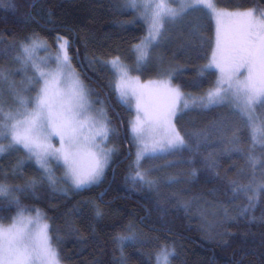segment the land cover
I'll return each instance as SVG.
<instances>
[{
  "label": "trees",
  "instance_id": "1",
  "mask_svg": "<svg viewBox=\"0 0 264 264\" xmlns=\"http://www.w3.org/2000/svg\"><path fill=\"white\" fill-rule=\"evenodd\" d=\"M212 2L218 9H264V0ZM145 33V24L123 0H4L0 70L11 79L7 82L17 79L16 57L28 38L52 45L58 36L65 38L71 65L115 129L107 140L115 151L98 183L65 194L42 181L43 172L17 146L0 155V182L24 189L15 193L20 208L44 214L64 264H155L156 253L165 247L175 252L170 264H264V194L254 209L242 214L248 201L243 192L233 193L230 184L264 182V167L250 168L248 131L228 106L196 104L176 115L174 125L190 143L195 144V134H202L204 143L195 157L184 150L133 163L127 131L132 111L118 99L107 61L120 57L141 80L169 79L164 70L175 69L171 83L194 96H203L217 81L213 68L198 76L199 68L211 59L215 39L213 18L206 8L166 24L164 38L150 49L151 59L137 66L133 46ZM36 88L28 91L29 96ZM8 94L11 90L3 85L5 111L12 107ZM234 133L238 142L233 141ZM0 143L7 145V140L0 138ZM236 147L241 151H233ZM254 154L264 158L259 146ZM137 171L146 172V179L156 183L138 181ZM31 180L37 181L35 187L26 188ZM97 210L102 215L97 216ZM16 212V204L0 197L3 222ZM129 225L137 242L122 245L117 237L128 235Z\"/></svg>",
  "mask_w": 264,
  "mask_h": 264
},
{
  "label": "snow or ice",
  "instance_id": "2",
  "mask_svg": "<svg viewBox=\"0 0 264 264\" xmlns=\"http://www.w3.org/2000/svg\"><path fill=\"white\" fill-rule=\"evenodd\" d=\"M10 2V0H9ZM4 0H0V5ZM126 8L132 9L138 19L148 24V32L140 44L133 47L138 51L137 66L146 64L150 59V49L159 44L165 35V25L183 20L191 11L206 8L215 17L217 23L216 47L208 64L199 68L198 76L204 77L206 70L215 68L220 75L215 86L200 97H192L181 92L179 87L171 86L175 69L164 70L169 77L164 81H153L140 85L138 78L133 81L128 77V70L115 57L107 61L117 75L115 91L121 103L131 107L135 100L136 117L131 122V132L138 141L137 164L145 154L182 152L188 150L193 157L199 154L204 140L202 134H195L193 145L186 140L172 123V117L199 103L200 106H228L233 115L238 116L248 131L251 148L248 153L250 168L264 167V158L257 159L254 150L259 146L264 150V9L252 8L239 12L217 11L212 0H123ZM225 19L228 26L225 27ZM58 52L54 57L57 71L46 72L41 67L47 58H36V52L46 47L37 38H28L20 45V55L16 57L23 69L31 67L32 77H27V84L15 90V82H8L17 107L5 111L3 85L8 81V74L0 70V138L8 140L7 145L0 143V155L9 149L22 147L28 159H34L43 170L42 181H47L54 191L58 189L57 179L49 161L55 160L65 167L64 179L71 182L73 189L80 190L96 184L103 177L114 148L105 147L109 134L115 132L110 127V120L103 108L97 109L98 115H90L92 102L82 82L72 79L66 83L63 67L70 65L68 55L69 41L56 38ZM2 51V50H0ZM40 86L34 97L22 93L36 85ZM162 98L163 104L154 103L152 97ZM29 104L32 105L29 108ZM182 105V107H181ZM146 133L147 135L146 137ZM52 137H58L60 147L51 143ZM233 141L238 142L234 133ZM233 151L240 152L236 147ZM208 159H211L209 157ZM87 161L85 164L84 161ZM211 166H214V161ZM195 170H193V173ZM147 173L137 171L138 181L152 186L156 182L146 179ZM169 182H175L170 178ZM37 181L31 180L25 186L34 188ZM233 193L245 194L248 205L243 208L246 214L249 208H255L261 194H264V182L254 184L230 182ZM20 186H11L0 182V197L9 204L17 205L15 216L10 217L7 226L0 217V264H60L59 254L51 243L48 225L41 223V214L26 216L19 207V196L23 191ZM97 216L102 213L97 210ZM117 240L136 243L137 235L129 225V234L118 236ZM174 250L162 248L156 253V264H170Z\"/></svg>",
  "mask_w": 264,
  "mask_h": 264
},
{
  "label": "rangeland",
  "instance_id": "3",
  "mask_svg": "<svg viewBox=\"0 0 264 264\" xmlns=\"http://www.w3.org/2000/svg\"><path fill=\"white\" fill-rule=\"evenodd\" d=\"M217 9V11H224V12H239V11H243V10H226V9H218V8H216ZM208 10V9H207ZM249 10V9H248ZM209 11V10H208ZM244 11H246V10H244ZM209 13H210V11H209ZM211 14V13H210ZM211 16H212V18H213V23H214V31H215V35H214V47H213V50L215 49V47H216V34H217V23H216V19H215V17L211 14ZM142 21H143V23L145 24V28H146V33H145V36L147 35V32H148V24H147V22L145 21V20H143V19H141ZM228 20L227 19H225V27H227L228 26ZM144 36V37H145ZM144 39V38H143ZM142 39V40H143ZM141 40V41H142ZM141 41L139 42V43H137V44H140L141 43ZM38 42H41V43H44L45 45H46V47H42V48H40L37 52H36V58H37V61L39 62V58H47L46 59V62L45 63H42L41 64V67L43 68V70L44 71H46V72H55V71H57V63H56V61H55V59H54V57L56 56V54H57V52H58V49H57V41L55 40L54 41V44L52 45V44H50V43H48V42H46V41H44V40H38ZM137 44H135V45H137ZM133 52H134V55H135V58H136V64H137V56H138V51L133 47ZM21 54V53H20ZM19 54V55H20ZM20 64V63H19ZM124 64V63H123ZM110 65V64H109ZM124 66L127 68V70H128V77L129 78H131L133 81H135L137 78H138V80H139V84L140 85H146V84H149V82H153V81H164V80H168V78H166V77H164V78H161L160 77V79L159 78H149V79H143V80H141L136 74H133V73H131V70L129 69V67L128 66H126L125 64H124ZM110 67H111V65H110ZM111 69H112V67H111ZM216 72H217V79L219 78V75H220V73H219V71L218 70H216L215 68H213ZM113 70V69H112ZM62 71H63V74H64V78H65V80H66V83H70L71 82V80L72 79H79L81 82H82V84L84 85V87H85V89L87 90V92H88V99L92 102V108L90 109V112H89V114L90 115H93V116H96V115H98L97 114V112H96V110L97 109H100V108H103L104 109V107L102 106V105H96L95 104V102L93 101V99H92V95L90 94V92H89V90L87 89V87L85 86V84L83 83V81L80 79V77H79V75H78V73L76 72V70L73 68V66L71 65V63H70V65H68V66H65V67H63V69H62ZM113 72H114V84H115V82H116V80H117V75H116V73H115V71L113 70ZM26 73H29L30 75H31V77L34 75V70L31 68V67H28L26 70L25 69H23V67H22V65L20 64V66H17L16 68H14L13 69V75L14 76H16V78L17 79H15V82H18L17 83V88L15 89L16 91H20V90H22L24 87H25V83L27 82L26 80ZM9 80H11L10 78H9V76H8V81ZM8 82L6 81L5 83H4V85L5 86H7V90L9 89V87H8V84H7ZM42 81H41V83H40V85H36L37 86V88H36V91H37V89L40 87V86H42ZM171 86L172 87H179V86H177V85H175V84H172L171 83ZM215 86V85H214ZM213 86V87H214ZM19 87H22V89L21 88H19ZM212 87V88H213ZM212 88H210L209 90H211ZM180 89V88H179ZM10 90V89H9ZM181 90V89H180ZM208 90V91H209ZM36 91L33 93V94H31L30 96L31 97H34L35 95H36ZM8 92V91H7ZM12 92V91H11ZM181 92H182V90H181ZM183 93V92H182ZM23 95H25V96H29V94H28V91H24L23 93H22ZM185 94V97L187 98V96H188V94H186V93H184ZM206 94V93H205ZM204 94V95H205ZM9 95V103L12 105V107H11V109H15L16 107H17V105L15 104V102H14V98H13V94L11 95V94H8ZM192 97H200V96H194V95H191ZM152 101L154 102V103H158V104H163V99L162 98H159V99H157V97H155V96H153L152 98ZM198 105H199V103H197ZM128 106V105H127ZM32 107V105L31 104H29V108H31ZM181 107H182V105H181ZM130 109H131V111H132V118H131V120H130V122H129V125H128V129H127V131H128V136H129V139H130V142H131V144H132V146H133V153H134V164H136V165H139L142 161H143V159H145V158H147V157H154V156H158V155H163V154H165V153H155V154H152V153H149V154H145L144 156H143V158L142 159H140L139 160V164H137V159H138V157H137V153H138V151L140 150L139 149V144H138V141L134 138V135H133V133L131 132V122L132 121H134L135 120V117H136V110H135V100H132L131 101V107H129ZM9 110V109H8ZM105 110V109H104ZM258 111L259 112H264V109H258ZM179 113V112H178ZM177 113V114H178ZM175 117L176 116H174V117H172V123L174 124V120H175ZM146 135V137H147V135H149L148 133H146L145 134ZM7 143H8V140H7ZM50 143L55 147V148H59L60 147V142H59V138L58 137H52V139H51V141H50ZM104 146L105 147H108L107 146V141L104 143ZM18 147H20V146H18ZM26 154H27V152L22 148V147H20ZM27 157H28V154H27ZM111 157V156H110ZM29 160H31L38 168H39V166H38V164L36 163V161L34 160V159H29ZM109 161H110V159H109ZM84 163L86 164L87 163V161L85 160L84 161ZM109 163V162H108ZM49 167L52 169V172H53V174H54V176H55V178L57 179V181H58V183H57V188L58 189H67V191H77L76 189H73L71 186H70V184H71V182L70 181H68V180H65L64 179V175H65V167L63 166V164L62 163H58V162H56L55 160H50L49 161ZM107 167V166H106ZM105 167V168H106ZM157 169H159V167H156ZM40 169V168H39ZM42 172H43V170L42 169H40ZM104 171H105V169H104ZM157 170L155 169V167L153 166L152 168H151V170H150V172H152V173H154V172H156ZM149 172V171H148ZM144 173V172H143ZM148 180H153V178H150V179H148ZM153 181H155V180H153ZM156 182V181H155ZM154 185V184H153ZM87 187V186H86ZM81 190V189H80ZM59 192H62V191H59ZM23 209H25V208H23ZM39 212H40V214H41V223H46L48 226H50V224H49V221L45 218V216H44V214L39 210ZM16 215V213L13 215V216H15ZM25 215L26 216H31V217H35L36 216V210H34V211H25ZM12 217V216H11ZM9 219V218H8ZM4 223V225L5 226H7L8 224H10L11 223V219H9L8 221H5V222H3ZM48 234H49V236H50V232H49V227H48ZM54 247V246H53ZM60 264H64L63 262H61L60 261ZM155 264H156V255H155Z\"/></svg>",
  "mask_w": 264,
  "mask_h": 264
},
{
  "label": "bare ground",
  "instance_id": "4",
  "mask_svg": "<svg viewBox=\"0 0 264 264\" xmlns=\"http://www.w3.org/2000/svg\"><path fill=\"white\" fill-rule=\"evenodd\" d=\"M51 243H52V240H51ZM52 245H53V243H52ZM54 246V245H53Z\"/></svg>",
  "mask_w": 264,
  "mask_h": 264
}]
</instances>
